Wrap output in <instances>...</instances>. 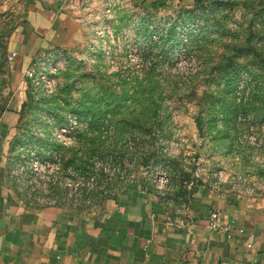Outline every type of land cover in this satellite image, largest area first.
I'll use <instances>...</instances> for the list:
<instances>
[{
	"label": "rangeland",
	"instance_id": "374dc122",
	"mask_svg": "<svg viewBox=\"0 0 264 264\" xmlns=\"http://www.w3.org/2000/svg\"><path fill=\"white\" fill-rule=\"evenodd\" d=\"M75 14L82 46L15 67L25 0H0V168L24 204L99 214L141 191L182 217L201 190L264 200V0Z\"/></svg>",
	"mask_w": 264,
	"mask_h": 264
},
{
	"label": "crops",
	"instance_id": "0c3cea01",
	"mask_svg": "<svg viewBox=\"0 0 264 264\" xmlns=\"http://www.w3.org/2000/svg\"><path fill=\"white\" fill-rule=\"evenodd\" d=\"M79 3L25 0V22L11 46L14 66L82 46L85 27L70 9ZM211 212L233 224L230 238L207 227ZM0 264H264V200L201 190L182 217L141 191L107 213L30 207L0 168Z\"/></svg>",
	"mask_w": 264,
	"mask_h": 264
},
{
	"label": "built area",
	"instance_id": "2783aa9c",
	"mask_svg": "<svg viewBox=\"0 0 264 264\" xmlns=\"http://www.w3.org/2000/svg\"><path fill=\"white\" fill-rule=\"evenodd\" d=\"M95 1H109V0H80L79 4H71L70 9L72 12L75 13L78 8H80V7L83 8L84 6L91 4L92 2H95ZM109 11H110L109 8H107L106 12L108 13ZM77 19H79V18H77ZM15 57H16L15 53H10L8 55V61H12L13 59H15ZM47 57H48V59H50V58H52V55L48 54ZM25 75L29 81H34L36 79L34 66H31L28 69H26ZM207 227L213 232L223 233L224 235H226L227 238H230L231 235L234 233L233 224L231 222H224L221 219L219 213H217V212H211L209 214V216L207 218Z\"/></svg>",
	"mask_w": 264,
	"mask_h": 264
}]
</instances>
